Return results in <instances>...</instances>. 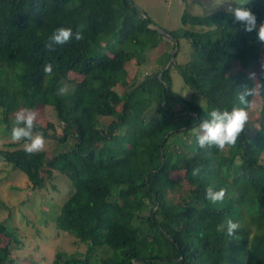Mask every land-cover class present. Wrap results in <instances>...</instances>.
Here are the masks:
<instances>
[{
  "label": "trees",
  "instance_id": "obj_1",
  "mask_svg": "<svg viewBox=\"0 0 264 264\" xmlns=\"http://www.w3.org/2000/svg\"><path fill=\"white\" fill-rule=\"evenodd\" d=\"M251 7L264 20V0ZM151 25L133 0H0L1 130L10 138L15 113L31 109L34 131L54 146L27 154L26 141L9 139L0 163L33 189L46 188L55 174L68 180L54 225L85 249L56 255L52 264H264V93L249 97L234 146L196 143L208 113L231 110L243 87L253 86L257 63V82H264V44L227 11L185 9L167 32L177 50L164 70L175 43ZM60 27L83 39L49 49ZM183 45L190 57L177 64ZM148 53L156 69L138 81L129 77L127 65L142 66ZM172 70L190 98L173 90ZM46 107L59 133L41 115ZM210 185L227 189L223 203L205 198ZM227 219L240 224L233 237L218 231ZM14 234L0 221V235ZM0 264H13L7 244Z\"/></svg>",
  "mask_w": 264,
  "mask_h": 264
},
{
  "label": "rangeland",
  "instance_id": "obj_2",
  "mask_svg": "<svg viewBox=\"0 0 264 264\" xmlns=\"http://www.w3.org/2000/svg\"><path fill=\"white\" fill-rule=\"evenodd\" d=\"M224 0H133L137 10L150 18L153 28L166 32L179 27L180 16L185 9L194 15H203L215 11H226L228 4ZM183 44L182 42H180ZM155 54H146V62L135 68L127 65L129 77L142 79L148 72L155 70L152 62ZM190 57L189 50L183 45L177 54L175 63L182 64ZM260 63L252 70L256 76L260 72ZM79 79L81 77L75 76ZM173 90L185 98H190V90L183 84L176 70L171 71ZM198 102L203 104L200 97ZM47 121L57 126L56 116L50 107L41 114ZM15 116V115H14ZM2 142L10 138L1 129ZM54 146L45 141L44 149L52 151ZM53 184L54 188H51ZM69 182L65 177L55 174L54 181L46 188L33 189L19 170L0 163V221H6L9 229L14 230L15 240L0 235V245L7 244L13 264H52L56 255L82 254L85 247L72 235L58 231L54 225L61 204L67 197Z\"/></svg>",
  "mask_w": 264,
  "mask_h": 264
},
{
  "label": "clouds",
  "instance_id": "obj_3",
  "mask_svg": "<svg viewBox=\"0 0 264 264\" xmlns=\"http://www.w3.org/2000/svg\"><path fill=\"white\" fill-rule=\"evenodd\" d=\"M225 2L228 4L226 11L233 17L234 22L241 25L243 31L255 33L256 40L264 44V20L258 22L251 7L252 0H224L223 3ZM73 38L79 41L83 39V35L79 31L74 34L71 28H57L53 31L47 47L51 49L53 44L63 45ZM52 68V64L46 63L44 72L51 75ZM249 79L254 82L253 86L243 87L237 96L238 104H234L231 110L213 108L208 113V118L199 124L196 143L200 148L215 146L219 150H224L226 147L236 144L248 121L247 109L252 106L249 97H256L264 93V82H257L256 73H249ZM66 91L67 87L65 86L58 89L57 94H64ZM36 118L37 113L35 111L21 109L15 113L12 122L10 139L13 142L26 141L23 144V149L27 154L38 153L45 146L43 133L34 131ZM198 173L199 169L197 168L193 170L192 174L196 176ZM226 193V188L214 190V186L210 185L205 189V198L216 205L223 203ZM239 227V222L227 219L225 224L218 226V231H225L227 236L233 237Z\"/></svg>",
  "mask_w": 264,
  "mask_h": 264
},
{
  "label": "water",
  "instance_id": "obj_4",
  "mask_svg": "<svg viewBox=\"0 0 264 264\" xmlns=\"http://www.w3.org/2000/svg\"><path fill=\"white\" fill-rule=\"evenodd\" d=\"M153 29H155V30L158 31L159 33H161V34L167 36L168 38L172 39V40L174 41V43H175V48H174V50H173V52H172V54H171V57H170V59H169L167 65H166V67L164 68V70H166V69L170 66V64L173 62V60H174L175 53H176V50H177V42H176V40H175V39H174L169 33H167L166 31L161 30V29H159V28H153Z\"/></svg>",
  "mask_w": 264,
  "mask_h": 264
}]
</instances>
